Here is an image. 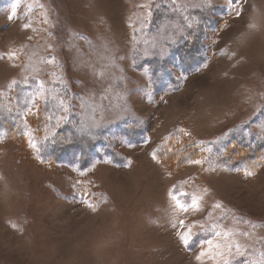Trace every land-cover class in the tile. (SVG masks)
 Returning a JSON list of instances; mask_svg holds the SVG:
<instances>
[{"label": "rangeland", "instance_id": "374dc122", "mask_svg": "<svg viewBox=\"0 0 264 264\" xmlns=\"http://www.w3.org/2000/svg\"><path fill=\"white\" fill-rule=\"evenodd\" d=\"M160 1L0 0V96L29 117L0 139V264H264V161L155 154L173 131L264 142V0H172L213 8L182 72L160 41L187 23L150 27ZM75 113L108 127L85 172L45 140L51 116Z\"/></svg>", "mask_w": 264, "mask_h": 264}, {"label": "trees", "instance_id": "16d2710c", "mask_svg": "<svg viewBox=\"0 0 264 264\" xmlns=\"http://www.w3.org/2000/svg\"><path fill=\"white\" fill-rule=\"evenodd\" d=\"M212 11L213 8L208 4H204L201 7H189L178 5L172 0L168 1V3L162 2L161 0L153 10V16L149 24L150 27L160 26L165 21H173L176 19H180L187 23L178 34V41L173 44H170L164 39L160 41V43L171 47L170 50L172 54H177L174 65L179 63L181 72L182 69L183 71L186 70L184 66L189 64L190 58L196 61L195 57L201 56L200 52L198 54L195 53L196 50L199 51V49L203 47L204 42H201V38L203 34L205 35V30L211 24ZM176 44H178V52L176 50ZM151 62V65H148V70L150 77L154 78L155 70L158 73L159 71L156 69V65H154L156 61ZM167 62L168 60H164L162 65H165ZM142 65L143 61L141 63V68ZM19 86H22V84L19 83ZM67 95L68 93H65L63 97ZM4 101L2 96H0V139L2 136L10 135L13 132V127L11 129L8 128L11 125L18 127L21 133L23 125L29 118L23 111L24 107L21 108V112L14 113V109L8 106ZM27 103V100L23 101V104ZM44 103L46 105L47 101H44ZM57 117L58 114L53 115L50 117V121L47 122L46 126L47 128L51 126V131L46 132L45 140L48 139V141H50L52 139L53 144L59 150L69 149L70 151H79L80 158L76 164L77 168L82 172L87 171L92 161H94L96 157H99V145H102L103 148L106 145L108 127L104 125L97 127H91L87 124L84 125V120L75 113L69 114L61 124L55 128ZM14 121L17 122L14 124ZM241 138L242 137L238 135L237 132L226 131L220 137H217L209 143H200L195 140H182L179 133L173 131V133L157 147L155 154L163 164L175 165V168H179L188 161L197 158V156H201L210 170L226 169L228 171H237L242 169L253 173L264 161V142L256 141L255 138ZM94 155L96 157H93Z\"/></svg>", "mask_w": 264, "mask_h": 264}]
</instances>
